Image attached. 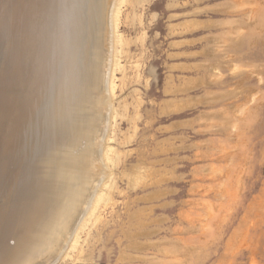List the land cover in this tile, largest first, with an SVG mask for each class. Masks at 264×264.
Listing matches in <instances>:
<instances>
[{
    "label": "rangeland",
    "instance_id": "374dc122",
    "mask_svg": "<svg viewBox=\"0 0 264 264\" xmlns=\"http://www.w3.org/2000/svg\"><path fill=\"white\" fill-rule=\"evenodd\" d=\"M114 1L103 177L56 264H264V0Z\"/></svg>",
    "mask_w": 264,
    "mask_h": 264
},
{
    "label": "bare ground",
    "instance_id": "6f19581e",
    "mask_svg": "<svg viewBox=\"0 0 264 264\" xmlns=\"http://www.w3.org/2000/svg\"><path fill=\"white\" fill-rule=\"evenodd\" d=\"M114 3L0 0V264H56L90 208Z\"/></svg>",
    "mask_w": 264,
    "mask_h": 264
}]
</instances>
